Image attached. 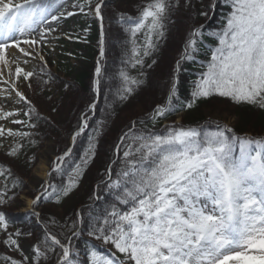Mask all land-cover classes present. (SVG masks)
Returning a JSON list of instances; mask_svg holds the SVG:
<instances>
[{
	"label": "snow or ice",
	"instance_id": "1",
	"mask_svg": "<svg viewBox=\"0 0 264 264\" xmlns=\"http://www.w3.org/2000/svg\"><path fill=\"white\" fill-rule=\"evenodd\" d=\"M223 3L230 11L220 29L208 33L216 45L207 49L210 56L192 83L191 99L180 100L178 73L182 61L194 60L203 46V24L188 31L180 59L169 73L167 101L132 120L119 137L114 158L90 197L98 203L101 191L108 193L112 199L107 207L93 212L89 205L87 215L78 209L60 231L44 223L42 236L36 237L26 254L20 240L33 233L10 230L16 217L7 211L23 181L11 165L0 164V244L19 254V258L5 255L4 264H228L230 260L264 264V137L239 136L219 122L214 127L208 121L196 126L173 122L163 129L155 127L159 119L212 96L264 109V0ZM181 6L194 10L193 0H184L183 5L180 0H149L137 6L135 16L116 13L126 40L121 67L111 77L119 85L114 92H104L106 0H74L71 4L66 0H0V148H5L6 156L19 160L27 145L36 144L40 122L51 123L41 116L34 97L50 91L53 77L47 57L55 53L53 42L60 39L58 33L73 39L63 32L64 21L84 14L94 16L101 28L91 96L71 133L75 145L88 129L89 113L96 110L101 93L106 102L111 98L115 104L141 89L145 69L157 64L153 57L174 23V10ZM216 7L217 0H211L198 15L208 19L209 10ZM133 70L137 75H132ZM64 87L70 85L65 82ZM7 123L18 127H6ZM100 127L98 123L88 133L87 147L78 159L68 146L51 161L25 217L35 216L43 223L41 213L35 211L40 202L54 198L60 203L78 187L96 155ZM25 163L32 166L35 157H25ZM54 174L67 176V180L54 184ZM56 223L51 219V224ZM85 230L94 242L82 254L75 241Z\"/></svg>",
	"mask_w": 264,
	"mask_h": 264
},
{
	"label": "rangeland",
	"instance_id": "2",
	"mask_svg": "<svg viewBox=\"0 0 264 264\" xmlns=\"http://www.w3.org/2000/svg\"><path fill=\"white\" fill-rule=\"evenodd\" d=\"M142 1L143 0H106L107 7L104 9V27L107 33L108 45L110 41L113 42L114 39L121 36L120 31H124L117 22L116 13L123 12L135 16L137 14V6H141ZM72 2H74V0H66L67 4H71ZM93 3H95V0H93ZM209 17H211V14H209ZM116 24H118V26ZM62 29L63 32L70 33L73 39H66L63 35L58 33L60 39L53 42L55 53L52 54L49 52L47 57L48 71H50L53 77L49 85L50 91H45L42 95L34 97V102L41 116L44 117L45 120H50V125L43 121L40 122L38 129L39 135L34 137L37 141L36 144L27 145L24 149L26 155L21 156L19 160H12L7 157L5 148H0V161L11 165L12 170L21 177L23 181L20 186L21 191L17 194L15 202L7 208V211L16 217V221L11 225L10 230L14 231L16 228H20L24 231H31L33 233L32 237H21L20 243L26 254L30 252V246L35 241L36 237L42 236L44 223L48 224L53 231H60V226L63 225L65 221L70 222L73 214L78 209L83 208L85 213H87L89 205H93L91 210L97 212L107 207L108 204L104 201V196L101 197L98 203H95L93 200L89 202L86 201L87 198L92 196L89 195V189H83L84 185L90 187V181H86L60 203H56L54 198L52 200L41 201L35 211L41 213L40 220L43 223H38L35 216H24V213L29 208V201L40 191V184L44 181L38 177V173L42 168H46L47 173L49 171L48 165L51 164V161L63 150H66L68 146L73 145L71 133L76 130L80 113L86 108L87 102H89L91 96L90 85L96 61L99 56L98 41L101 31L100 23L94 16L77 14L64 21ZM86 29L87 31H85ZM121 43L120 51H122L124 44L123 42ZM174 46L175 45H172V50ZM112 49L115 50L114 47ZM69 53H71V55H69ZM171 62V59L166 58L159 63L160 68L158 73L160 77H169L172 68ZM205 62L206 61H204L203 64ZM37 70L39 69L37 68ZM203 70L204 68L202 67V71ZM80 72L85 76L83 85H79L75 82V77ZM201 72L198 73L196 79H198ZM160 81L163 82L162 78H160ZM65 82L70 85L67 89L64 87ZM162 84L165 87V83L163 82ZM28 95L32 96V93L28 92ZM149 95L146 94L148 97ZM49 96L52 97L51 100L48 99ZM209 98L210 101L202 107L201 111L206 118L205 120L211 122L210 127H214V124L219 122L234 128V126L239 123L235 114L236 103L226 97L212 96ZM53 107L57 109L56 112L52 111ZM144 111L145 109L141 104H135L118 114L112 127L114 134L117 135V143L119 142L121 134L126 130V126L129 125L132 120L136 119L137 116L143 114ZM94 114L95 111L89 113L90 119ZM183 116L184 114L178 113L173 119L169 120L167 124H172L173 122L179 123ZM6 127L16 128L18 126L7 123ZM249 132L251 133V131ZM250 133H244L241 136L264 137V131L261 135H256L258 133ZM3 142L5 144L9 143L8 140H4ZM25 157H35V163L32 166L27 165L25 163ZM94 181H96V178ZM99 182L100 181L93 183V192L96 190V185ZM53 218L57 222L55 225L51 224V219ZM28 220H31L29 226L25 224L22 226L16 225L17 222H27ZM93 242L94 241L87 236V231L85 230L84 234L75 241V244L83 254ZM0 254L4 256L12 255L15 258H19L18 253H13L2 244H0ZM249 254L255 255L256 253L250 251ZM81 259H83V255ZM228 264H234V262L230 260Z\"/></svg>",
	"mask_w": 264,
	"mask_h": 264
},
{
	"label": "trees",
	"instance_id": "3",
	"mask_svg": "<svg viewBox=\"0 0 264 264\" xmlns=\"http://www.w3.org/2000/svg\"><path fill=\"white\" fill-rule=\"evenodd\" d=\"M149 0H143L141 6L146 5ZM211 2V0H193V9L190 10L186 7H179L174 10L172 14V20L174 23L170 24L169 31L166 37L160 42V48L158 52L155 54L153 58L157 60V64L153 66L151 69H145L146 75L142 77L145 83L142 85L141 89H138L135 94H133L127 101L123 103L116 102L113 104L112 99L109 98L106 102L105 96L103 93L99 96L98 106L95 110V114L89 120V127L86 129V132L82 134L76 141L73 147V158L78 159L79 156L83 153L88 144V133L93 132L94 129L97 128L98 123L101 125L100 134L97 138V147H96V155L92 162L89 164L88 168L85 170L84 175L82 176L79 185L75 188L70 195L75 192L80 185H82L86 181H90V187L86 185L83 186V189H89V195L93 193V183L101 181L103 178L102 174L105 172L108 164L114 157V148L117 144V135L114 134L112 127L113 123L117 119V116L123 110L131 107L135 104H141L145 111L143 114L136 117V119H140L145 117L157 104H162L167 101V91L170 87L171 77H160L159 76V63L166 58L172 60V69L175 68L177 60L180 59L181 52L183 51L184 40L187 37L188 31L192 26L205 25V37L203 39V46L200 48L199 52L195 55L194 60H184L181 64V69L178 73L179 75V83H178V95L181 101H187L191 99L190 93L192 90V83L196 80V77L199 72L202 71V65L204 61L208 60L210 53L207 51L209 47H213L216 44V40L214 37L208 36L209 32L219 30L223 18L230 11V8L224 6L223 0H217V7L214 10H209V14L211 17L205 19L202 16L198 15V12L202 9V5H207ZM180 4H184V0H180ZM119 24V23H118ZM118 24H116L118 26ZM115 25V26H116ZM119 26H121L119 24ZM97 33V30H96ZM119 38L114 39L111 42L110 39L108 45V54L104 61V66L106 68V75L104 78L103 86L104 92H108L110 89L112 92L115 91L116 87H118L119 82L112 80V74L116 72L121 67V59H122V51H120L121 42H125L126 34L124 31H120ZM114 44V45H113ZM172 45L174 49L172 50ZM114 47L115 50L112 48ZM118 48V49H116ZM148 63H151V59H148ZM170 70V71H171ZM158 73V74H157ZM132 75H137L135 70L132 71ZM85 76L83 73H78L75 77V82L79 85H83ZM165 83V87L161 90L158 89L156 82ZM161 82V83H163ZM163 85V84H162ZM152 93V95H151ZM146 94H150L149 97ZM210 101V98L200 99L194 104L193 108L182 110L170 114L165 119H159L155 122V127L157 129H163L167 124V122L175 117L176 114H184L181 121L179 123L185 126H196L197 124H203L207 120L202 113V107ZM235 114L238 118V122L234 126V131L237 135L241 136L244 133L252 134L258 133L256 135H261L264 131V109H259L250 105L244 104H235ZM152 124H149L151 127ZM210 126V125H209ZM250 133V134H251ZM119 135V134H118ZM106 144V145H105ZM105 145V146H104ZM26 155V153H22L21 156ZM0 164H7L0 161ZM116 168H119V165H116ZM14 172V171H13ZM15 173V172H14ZM21 181L22 178L15 174ZM96 178V181H94ZM67 180V176L61 178L60 176L53 175L52 182L54 184L60 185L64 181ZM17 194L21 191V188L18 187L16 189ZM106 194V195H105ZM101 197H107L104 201L108 203L111 201L112 197L106 193L101 191ZM91 197V196H90ZM90 197L87 198L86 201H91ZM89 211V210H88ZM95 212L94 210H91ZM87 214V213H85ZM26 221V220H25ZM22 221V222H25ZM31 221V220H30ZM30 221L28 220L25 223L17 222L16 225L22 226L30 225ZM32 223V222H31ZM49 226V225H48ZM51 228V227H50ZM61 230V229H60ZM4 255L0 254V264H4L3 260Z\"/></svg>",
	"mask_w": 264,
	"mask_h": 264
},
{
	"label": "bare ground",
	"instance_id": "4",
	"mask_svg": "<svg viewBox=\"0 0 264 264\" xmlns=\"http://www.w3.org/2000/svg\"><path fill=\"white\" fill-rule=\"evenodd\" d=\"M158 89L161 90L163 88V85L161 82H156ZM46 168H42L41 171L38 173V177H40L42 180L46 179Z\"/></svg>",
	"mask_w": 264,
	"mask_h": 264
}]
</instances>
